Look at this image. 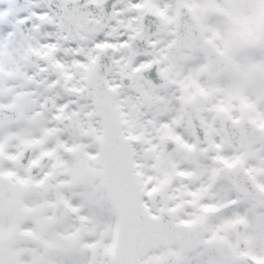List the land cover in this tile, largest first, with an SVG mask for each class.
<instances>
[{"label": "flooded vegetation", "instance_id": "flooded-vegetation-1", "mask_svg": "<svg viewBox=\"0 0 264 264\" xmlns=\"http://www.w3.org/2000/svg\"><path fill=\"white\" fill-rule=\"evenodd\" d=\"M256 1L188 0V5L202 24L205 38L223 51L233 49L241 41L244 27L258 30L256 40L246 41L247 44H264V12L257 23ZM66 2H77L80 14L62 21ZM89 5L93 7L89 9ZM116 5L111 10L114 0H0V22H5L0 24V44L5 42L3 37L15 33L19 49L26 52L29 62L22 76L25 81L19 79L16 63H11L14 70L10 74L0 67V111L10 113L0 117V264H115L114 213L110 205L106 217L98 213L102 204H108L103 192L101 159L99 156L98 165L89 161V156L99 155V142L96 134L88 130L86 117L94 114L99 120L93 101L70 98L68 89L84 87L85 78L108 48L114 50L115 58H121L118 50L123 51V43L128 50L143 15L164 12L160 2L151 4V8L146 7V0H118ZM84 12L85 22L81 19ZM131 23L136 25L132 30ZM68 24L75 30L70 38L63 30ZM72 52L78 60H74ZM82 62L90 63L84 80L80 81L81 76L75 72L74 79L68 81V68ZM135 62L131 60L132 67ZM194 64L206 68V63ZM148 65L136 69L130 66L127 73L122 69L124 73L119 77L132 76L136 70L138 74ZM186 66L192 68V64ZM233 67L242 71L247 65L232 63ZM251 69V80L257 86H253L251 94L250 121L264 131V87L259 82L264 84V63H251ZM227 74L216 80L205 77L217 82ZM218 94V99L222 98ZM206 95L211 102L210 94ZM154 98L152 95L149 101L143 99L150 109L158 102ZM188 101L196 105L195 99ZM232 105L233 108L218 111L209 105L204 112L197 107L207 135L201 147L209 149L199 161L195 172L198 179H192L188 176L191 171L180 167L186 176L175 173L177 178L192 184L190 192L195 200L188 207L198 216L187 215V221L180 220V201L168 204L165 200L155 206L149 198L146 200L152 214L171 209L179 221L203 226L201 236L186 245L172 247L179 264H252V260L264 264V140L248 149L229 147L224 124L228 119L242 120L239 104ZM208 114L216 115L219 129L218 125L209 127L205 117ZM151 123L149 127L155 132L157 126L154 129ZM186 125L197 156L200 146L196 145L187 120ZM177 130L180 136V128ZM179 136L168 135L161 140L172 137L180 145ZM172 157L165 159L170 163ZM232 168L236 184L229 177ZM244 170L258 188L256 195L243 191L254 189L244 180ZM155 191L164 194L160 188ZM165 254L166 251L152 263Z\"/></svg>", "mask_w": 264, "mask_h": 264}, {"label": "rangeland", "instance_id": "rangeland-1", "mask_svg": "<svg viewBox=\"0 0 264 264\" xmlns=\"http://www.w3.org/2000/svg\"><path fill=\"white\" fill-rule=\"evenodd\" d=\"M259 1L260 2L256 3V6L257 8H261L259 9L258 16L257 14L255 15L256 21L262 19L261 9L264 10V0ZM155 2L161 3L164 11L162 13L165 15V25L155 40L160 47L156 60L161 63L162 71L172 78L171 85L167 89L156 91L143 83L133 71L131 75L134 76L135 86L131 91L122 89L119 85V76L124 73L122 69H125V73H127L128 68L130 66L132 67V63L128 57V51L124 48V43L122 44L123 51H119L121 58H118L114 62L110 82L113 84L112 88L116 95V107L120 110V116L124 123L125 131L137 143L134 147V155L135 171L138 175L139 183L141 185L143 184L142 186L146 194L151 190H157L158 188L162 189L168 204H175V202L180 201L179 218L180 220L187 221V215L198 216L197 213L191 212L188 207V204L194 203L195 200L193 198L194 195L190 192L192 184L188 185L185 180L177 178L175 173L180 167V169L184 171H191L190 175H188L189 177L194 180L198 179V175L195 172H198L201 156L206 153L209 147L203 148L200 146L198 149L200 154L197 156L194 155V153H196L194 152L195 145H193L186 120L181 115V103L186 100L195 99L196 104L201 108L202 112L208 110L207 107L209 105L214 108L215 111H218L226 107L233 108L234 105L232 104L238 103L239 106H237V108L241 110L242 117L251 119L253 115L251 94H253V86H257V83L255 84V82L251 80L253 76L251 63H264V44L260 45V47H253L251 43L247 44V40L252 42L256 40L258 30L244 27L241 41H237L233 49H226L224 51L233 59L234 63H246V69L241 71L239 67H234L226 78L217 82H211L205 77L204 67H197L196 64H194L205 63V59L201 54L185 51L176 52L173 50L174 26L177 10L181 3L187 5L188 0H146V7L151 8V4ZM157 12L161 13L160 11ZM243 14L247 15V10L244 11ZM2 23L5 22L1 21L0 24ZM129 25L131 30L136 27L133 23ZM1 38L2 33H0V41L2 40ZM3 38L5 42L4 44H0V67L10 74L13 73L12 71L14 70L11 67V63H16V70L19 79L22 81L24 80L22 76L25 75V70H27L25 66H29L26 52H22L19 49L20 45L15 33L9 34ZM47 47H49V45H47ZM88 60H92V58H88ZM21 63H24L23 66ZM145 63L146 61L140 60L133 65L132 69H136ZM184 63H187L186 65L192 64V68L188 69V66L184 65ZM89 64L90 63L87 62L73 63L68 68L69 75H67V80H73L75 72L78 73L77 77L81 76L80 81L84 80L86 76L85 73L90 68ZM70 70H73V72L71 73ZM259 82L260 85L264 87L263 81L259 80ZM206 92L210 94L212 98L211 102H209L210 97H207ZM218 93L221 94L222 98L220 97L218 99ZM152 95L155 96L154 99L158 102L155 108L152 107V109H150L148 107V102L143 99L146 97V100L149 101ZM86 105H88V103H86ZM92 115L93 117L90 115H87V117L85 116L88 119V130L94 132L96 134L95 139L100 142L101 125L100 122L96 121L94 114ZM222 115L228 116V114ZM205 117L207 118L209 127L210 125H218L217 127L219 129L220 122H218L216 115L213 116L208 114ZM151 121L157 123V130L155 132L149 127V122ZM179 128L183 133H181L180 136L177 130ZM85 133L89 135V132ZM218 133L217 131L215 132L217 135ZM173 134L181 137L180 146L178 152L174 154L172 160H170L171 162L169 161L170 163H168L161 153L159 142L163 137ZM98 158L99 155L89 156V161L98 165ZM215 161H217V159ZM171 163L174 164V166L178 164V166L174 167ZM144 168H146V170H144ZM179 171L177 173H180ZM100 196L103 197V194L101 193ZM183 207L184 210H182ZM108 212V204H102L98 211L99 216L103 218L107 216ZM113 233L116 236V228ZM163 253L164 251L160 250L150 258H157Z\"/></svg>", "mask_w": 264, "mask_h": 264}, {"label": "water", "instance_id": "water-1", "mask_svg": "<svg viewBox=\"0 0 264 264\" xmlns=\"http://www.w3.org/2000/svg\"><path fill=\"white\" fill-rule=\"evenodd\" d=\"M143 21V32L134 38L131 47L134 58L153 54L154 46L148 45L149 40L162 26L160 18L147 16ZM190 21L191 15L182 7L177 23L175 48H194L205 52L208 58V73L212 78H216L226 72L230 62L221 56L214 47L203 42L200 29H198V35L192 37L189 28ZM151 28L155 30L154 33H150ZM110 61V56L104 57L103 62L94 69L92 76L87 81L88 87L85 92L95 95L98 101V115L103 119L105 129L101 151L104 158L105 189L118 218L119 258L117 264H148L142 262L148 253L160 246H171L174 242L187 243L201 233V228L174 223L170 212H163L159 217L152 218L143 206L140 186L133 173L131 141L122 132V126L113 106L112 94L106 89L105 79ZM147 75L150 77L149 74ZM156 81L158 82L157 86L165 87L167 85V81L161 82L159 77L156 78ZM245 125L243 124V128L246 129ZM228 134L230 135V129H228ZM232 134H234L233 131ZM162 148L167 155L174 149L167 142L162 144ZM159 197L162 201V196H158V199L155 200L157 204L161 203ZM158 264L177 263L176 258L170 256L168 260Z\"/></svg>", "mask_w": 264, "mask_h": 264}]
</instances>
